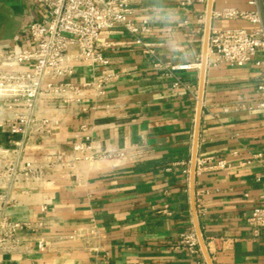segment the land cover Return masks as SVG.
Segmentation results:
<instances>
[{"label": "crops", "instance_id": "1", "mask_svg": "<svg viewBox=\"0 0 264 264\" xmlns=\"http://www.w3.org/2000/svg\"><path fill=\"white\" fill-rule=\"evenodd\" d=\"M181 1L143 0L129 8L127 17L148 29L140 38L155 57L130 44L122 28L104 31L109 64L98 72L113 76L104 93L40 104L54 125L29 139L31 162L47 165L55 151L67 162L74 143L90 147L36 181L0 187V228L4 220L19 226L0 243V264H207L201 251L177 249L182 235L195 233L190 166L207 7V0L184 7ZM226 8L250 9L246 0H212L211 28H252L214 18ZM37 16L35 0H0V43L24 40ZM259 60L229 66L207 53L194 193L212 264H264V231L255 236L246 222L262 203L264 164H244L264 153ZM89 75L80 68L74 78ZM1 137L7 148L20 140L0 128ZM221 160L227 167L214 168Z\"/></svg>", "mask_w": 264, "mask_h": 264}, {"label": "built area", "instance_id": "2", "mask_svg": "<svg viewBox=\"0 0 264 264\" xmlns=\"http://www.w3.org/2000/svg\"><path fill=\"white\" fill-rule=\"evenodd\" d=\"M140 1L143 0H35L39 16L29 21L24 40L0 43V128L20 137L14 148L0 147V160L9 159L3 161V166L0 161V187L36 181L45 169L68 165L89 149L90 143L76 142L70 160L65 162L63 152L55 151L44 166L34 164L25 154L29 139L41 138L54 125L40 112L43 101L68 104L88 95L101 96L110 84L113 76L98 72L109 64L102 53V48L108 45L101 39L102 32L120 27L132 38L130 44L155 57L154 46L140 38V34L148 33L146 26H136L127 17L130 6ZM246 2L249 10L226 8L213 13L219 20L243 21L252 27L250 30L210 27L207 53L215 57L217 64L242 67L261 55L257 64L264 66V0ZM180 5L190 6L191 0H183ZM80 68L89 69V79L75 80ZM173 86L178 87L179 82ZM259 90L264 92V84ZM258 107L264 109V102ZM21 154L24 157L19 160ZM253 161L264 164V153L252 155L244 164ZM226 167L224 160L214 166ZM261 201L246 219L255 236L264 231V196ZM18 228V224L4 220L0 230L1 234H7L9 242ZM177 249L186 250L191 256L199 254L195 233L182 235Z\"/></svg>", "mask_w": 264, "mask_h": 264}, {"label": "water", "instance_id": "3", "mask_svg": "<svg viewBox=\"0 0 264 264\" xmlns=\"http://www.w3.org/2000/svg\"><path fill=\"white\" fill-rule=\"evenodd\" d=\"M211 14H212V0H207L203 50H202V57H201V73H200V81H199V89H198V97H197V112H196V119H195V126H194L193 152H192V157H191L190 185H189L190 205H191V213H192V218H193L195 235L198 241L200 251L202 252L207 264H212V263L207 253L205 244L203 242L201 231H200L198 220H197L196 206H195V193H194V179H195V165H196V152H197V138H198V132H199L201 101H202V94H203L205 64H206V58H207L208 37H209V31L211 27Z\"/></svg>", "mask_w": 264, "mask_h": 264}, {"label": "rangeland", "instance_id": "4", "mask_svg": "<svg viewBox=\"0 0 264 264\" xmlns=\"http://www.w3.org/2000/svg\"><path fill=\"white\" fill-rule=\"evenodd\" d=\"M263 15H264V12H263ZM2 140H3V142H2ZM6 139L5 138H0V147H4L5 149H7V142L5 141ZM3 144L5 145V146H3ZM5 156L7 157V156H9L8 154H5ZM22 157H24L23 156V154H21V157H20V159L19 160H21V158ZM9 159L7 158V159H5V160H0L1 162H2V164H1V166H3V163L4 162H6V161H8ZM4 161V162H3ZM1 239H2V243H7L8 242V236H7V234H1Z\"/></svg>", "mask_w": 264, "mask_h": 264}]
</instances>
